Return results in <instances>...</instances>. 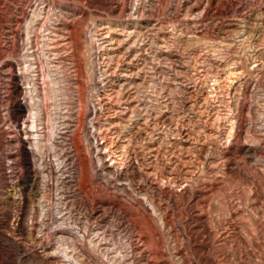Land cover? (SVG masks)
I'll use <instances>...</instances> for the list:
<instances>
[{
  "label": "rangeland",
  "instance_id": "1",
  "mask_svg": "<svg viewBox=\"0 0 264 264\" xmlns=\"http://www.w3.org/2000/svg\"><path fill=\"white\" fill-rule=\"evenodd\" d=\"M0 264H264V0H0Z\"/></svg>",
  "mask_w": 264,
  "mask_h": 264
},
{
  "label": "bare ground",
  "instance_id": "2",
  "mask_svg": "<svg viewBox=\"0 0 264 264\" xmlns=\"http://www.w3.org/2000/svg\"><path fill=\"white\" fill-rule=\"evenodd\" d=\"M33 188V187H32ZM32 188L30 189V191L32 190ZM34 193H35V191H33V193H28V194H26L25 196H24V198H22V200L21 201H27L28 199H29V195H30V197L32 196V194H33V196H34Z\"/></svg>",
  "mask_w": 264,
  "mask_h": 264
}]
</instances>
